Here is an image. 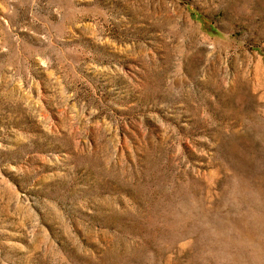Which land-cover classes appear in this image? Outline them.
I'll use <instances>...</instances> for the list:
<instances>
[{
	"label": "rangeland",
	"instance_id": "rangeland-1",
	"mask_svg": "<svg viewBox=\"0 0 264 264\" xmlns=\"http://www.w3.org/2000/svg\"><path fill=\"white\" fill-rule=\"evenodd\" d=\"M0 264H264V0H0Z\"/></svg>",
	"mask_w": 264,
	"mask_h": 264
}]
</instances>
